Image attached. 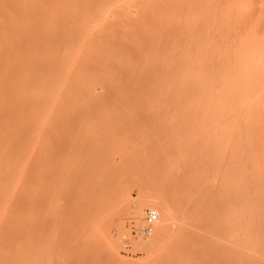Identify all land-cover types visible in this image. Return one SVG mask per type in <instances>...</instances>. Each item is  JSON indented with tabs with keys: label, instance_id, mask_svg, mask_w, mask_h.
Masks as SVG:
<instances>
[{
	"label": "bare ground",
	"instance_id": "6f19581e",
	"mask_svg": "<svg viewBox=\"0 0 264 264\" xmlns=\"http://www.w3.org/2000/svg\"><path fill=\"white\" fill-rule=\"evenodd\" d=\"M97 103L163 118L120 133L57 123ZM148 131L160 148L133 142ZM112 136L134 143L119 177L140 192L130 224L158 253L145 263L108 260L105 210L80 214L92 147ZM0 264H264V0H0Z\"/></svg>",
	"mask_w": 264,
	"mask_h": 264
},
{
	"label": "rangeland",
	"instance_id": "374dc122",
	"mask_svg": "<svg viewBox=\"0 0 264 264\" xmlns=\"http://www.w3.org/2000/svg\"><path fill=\"white\" fill-rule=\"evenodd\" d=\"M91 107V108H90ZM138 108V109H143V110H148V109H150L152 106H150V105H147V104H144V105H124V104H116V105H106V104H92V106H88V108H90V109H93L94 110V113H95V111H98V112H96L95 114V116H96V118H97V120H96V118H94V119H92V117H90V116H93L94 117V113H80V115H77V114H74V116H71V115H73V114H70L69 115V117L67 116V115H62L63 117H65V118H62V116H61V118L60 117H58V122L57 123H59V126H61V127H63V129H66L67 131L69 130V131H75V130H77L79 127H81L82 125L83 126H92V127H94V128H100V130H101V126L103 127V126H106V125H108V130H109V128L111 129V130H113L114 128H115V130L116 131H121V128H123V131H128V129L129 130H132V129H134V127H137V126H139L141 123H143V122H145V121H152V120H155V119H161V118H163V117H157V118H155V117H153V116H151L150 114H129L128 112L127 113H108V114H106L107 113V111H105L104 112V110L107 108H111V109H113V110H115V109H119V110H124L125 108L126 109H128V108ZM96 108V109H95ZM102 109H103V112H102ZM99 110H101L100 112H99ZM102 112V113H101ZM103 114V115H98V114ZM81 114H83L82 116H81ZM89 114H91L90 116H88L87 117V115H89ZM80 116V117H79ZM85 116V117H84ZM82 117V118H81ZM87 117V118H86ZM90 117V118H89ZM86 119V120H85ZM83 120V121H82ZM85 121H88V124H85L84 122ZM96 122H98L99 124H97ZM80 123H82V124H80ZM87 123V122H86ZM91 123H94L93 125L91 124ZM85 124V125H84ZM97 125H99L98 127H96ZM101 125V126H100ZM109 125H113V126H111V127H109ZM132 125V126H131ZM65 126V127H64ZM128 127V128H127ZM130 127V128H129ZM91 128V127H90ZM93 128V129H94ZM105 128H107V126L105 127ZM119 128V129H118ZM124 128L126 129V130H124ZM132 128V129H131ZM104 128H102V130H103ZM118 129V130H117ZM104 130H106V129H104ZM120 131L119 132H117V133H120ZM149 132V131H148ZM72 134V133H71ZM150 134V135H149ZM149 134H147L146 136H144V137H141L140 139L139 138H137V139H135V141H134V139H133V142L134 143H137L138 142V144H139V142H140V145L141 144H143V146L142 147H146V149L145 150H150V149H155V147L156 148H160V146L162 145L161 143H162V140L159 138V136H158V134L157 133H151V132H149ZM74 136V137H73ZM115 137H116V135H114ZM114 136H112V139L111 138H107V140L106 139H104V137H102L103 139H104V141L106 142H101V140H102V138H101V140H100V144H99V146L98 147H95V146H91L92 147V149L93 150H95V149H97L96 151L98 152V151H100V152H98L99 154H101V155H103L99 160H98V162H94L95 164L97 163V164H99L98 166H101V170H97V171H99V172H97V173H99L98 174V177H97V179L95 178V176L94 175H96L97 173L96 172H94L93 170L90 172V171H88V173H87V175L89 176V175H91V176H89L88 178L90 179V177H91V179L93 180V178L95 179V181H92L91 179V181L92 182H89L90 180L89 179H87V175L86 176H84V179L86 178V180L84 181V180H82V182L84 183V184H86V186L85 185H83V183H82V188H81V190H85L83 187H86L87 189H90V190H92L91 192H90V190H88L87 191V189H86V191L84 192V194L86 195L85 196V198L84 199H86V198H91L92 196H93V194H96V195H94V196H96L95 198H93L94 200L96 199V203H97V201H99V200H101V196H103V195H105L104 197H103V201H104V199H108V197H110V203L109 204H107V202H108V200L107 201H104L103 203L101 202V204L98 202V204L95 206L94 204H96L95 202H94V200H88L87 201V199L85 200L86 202H83V204H82V202H81V204H80V208H83V209H85L84 207V204L86 205V203H87V207L90 205V210H89V208H87V209H85V210H87V211H84L83 209H79V211H81V210H83L82 212H80V214H82V216L83 215H86V216H89V215H94L93 213V211L92 210H94V208H99V210H97V209H95L94 211H95V214L97 213V212H102L101 210H103L104 212H102V214H101V217H102V225L104 226V228H105V230L110 234V237H111V239L109 240V245H110V247L113 249H116L115 250V252H114V255H113V257H109L108 258V260L109 259H111V260H113V261H116V262H121V261H123V262H130V263H145V262H147V261H150V260H152L153 258H155L156 257V255L158 254V253H156V254H154L155 256L153 257V255L151 256V257H148V254H147V251H146V249H145V247H144V245L146 244V243H148L147 241H143V238L146 236V237H148V235L147 234H139V230L137 229V228H135V225L134 224H130V222H131V220H130V206L133 204V203H135V202H137L139 199H140V192H139V189H137L138 188V186H137V188H136V185H133L135 188H133V186L132 185H129V183H126V181H125V179L126 178H121V177H119V175H120V172H121V167H123V162H122V160L119 158V156H120V154H119V150L121 149V147H122V139H119L120 140V142L119 141H117L118 140V138H114ZM148 136V137H147ZM151 137V138H150ZM157 137V138H156ZM79 138V139H78ZM63 139V138H62ZM61 139V143H62V145H63V147H65L66 145L67 146H72L73 148H76L77 147V149H80V148H83V149H85V150H88V149H91L90 148V144H89V141H91V139L89 138V137H81V140H80V137L78 136V135H71V136H68L67 137V135H66V138L64 137V139L62 140ZM70 139V140H69ZM77 139H78V141H77ZM85 139V140H84ZM90 139V140H89ZM108 139H110L109 141L110 142H113L114 143V145H110V142H109V144L107 143V141H108ZM115 139H116V142L118 143V145H116V147H115V144H116V142H115ZM153 139V140H152ZM65 140H67V142L65 141ZM85 141V142H83V141ZM89 140V141H88ZM137 140V141H136ZM66 142V144L64 143V142ZM70 141V142H69ZM73 141V142H72ZM79 141H80V143H79ZM88 141V142H87ZM77 142V143H76ZM132 141H130L129 143H131ZM131 143V144H129V145H124V146H128V149H126V150H129V151H133V149H132V147H133V144L134 143ZM153 142V143H152ZM65 145H64V144ZM72 143V144H71ZM74 143H75V145H74ZM82 144V145H81ZM83 144H84V146H83ZM102 144V145H101ZM107 146H106V145ZM120 144V145H119ZM151 144V145H150ZM75 147H74V146ZM105 145V146H104ZM137 145V144H136ZM157 145V146H156ZM158 145H159V147H158ZM82 146V147H81ZM101 146V147H100ZM109 146V150H113V149H116L114 152H115V154H114V156H115V158L113 157L112 159H113V161H112V159H111V161L110 160H108V152L107 151H109L108 150V148H106V147H108ZM115 147V148H112V147ZM120 146V147H119ZM123 146V147H124ZM148 146H150V148H148ZM154 146V147H153ZM87 147H89L88 149H87ZM95 147V148H94ZM122 147V148H123ZM153 147V148H152ZM105 148V149H104ZM103 149V150H102ZM167 149H169V148H167ZM106 151V152H105ZM102 152H103V154H102ZM105 152V153H104ZM119 155V156H118ZM117 157V158H116ZM103 158V159H102ZM107 158V159H106ZM115 160V161H114ZM120 160V161H119ZM93 159H91V161H90V159L86 162V163H88L89 162V164H88V166L89 167H91V164H93ZM52 161H50V163H51ZM108 162V163H107ZM114 162V163H113ZM115 162H117V163H115ZM118 162H120V164L118 163ZM49 163V164H50ZM94 164V165H95ZM96 164V165H97ZM102 164V165H101ZM105 164L107 165L106 167H105ZM109 164V165H108ZM116 164V165H115ZM122 164V165H121ZM113 166V167H112ZM119 166H120V168H119ZM104 167V168H103ZM116 167H118L117 169L118 170H115L114 168H116ZM106 168V169H105ZM112 168L114 169V170H112ZM103 169V170H102ZM108 169H110V171H108ZM107 170V172H108V174H107V172H105ZM104 171V172H103ZM117 171V172H116ZM93 173H95V174H93ZM102 173H104V175L102 174ZM106 173V174H105ZM114 173V174H113ZM117 173V174H116ZM93 174V175H92ZM99 175H100V177H99ZM105 175H106V177H105ZM110 175V176H109ZM122 175V174H121ZM97 176V175H96ZM103 176H104V178H103ZM108 177H110L111 178V180L108 178ZM117 177V178H116ZM100 179V182H102L105 178V181H103L102 183H104V184H102V183H100L99 184V179ZM122 180H121V179ZM119 179V180H118ZM102 180V181H101ZM108 180V181H107ZM120 180H121V182H123L124 184H126V185H129L130 187H131V189H130V187L128 186V190H130L131 192H130V197L128 196L126 199L124 198V197H122L121 196V194H120V188H118L119 187V185H122V184H120ZM87 181H88V183H87ZM96 181H97V183H96ZM107 181V182H106ZM117 181V182H116ZM94 182V184H91V186H89L90 185V183H93ZM127 182H129V181H127ZM111 183H113V184H111ZM89 184V185H88ZM106 184V185H105ZM98 185V186H97ZM102 185H104V186H102ZM89 186V187H88ZM99 186H100V190L99 191H94L95 189L96 190H98L99 189ZM95 187H98V188H95ZM104 187V188H103ZM95 188V189H94ZM101 189H103L102 191H101ZM107 190V191H106ZM138 190V191H137ZM104 191V192H103ZM88 192V193H87ZM93 192H95V193H93ZM99 192H101V194H102V192L104 193L103 195H101ZM129 192V191H128ZM139 192V193H138ZM89 194V196H91V197H87V194ZM99 193V194H98ZM107 193H108V195H107ZM98 194V195H97ZM107 196V197H106ZM132 196V197H131ZM99 198V199H98ZM129 198V199H128ZM139 198V199H138ZM84 199H82V201H84ZM92 199V198H91ZM128 199V200H127ZM138 199V200H137ZM102 201V200H101ZM89 202H91L90 204H88ZM104 203H106V204H104ZM99 204H100V206L101 205H104V206H101V207H103V208H101L100 206H99ZM83 205V206H82ZM93 205V206H92ZM105 205H107V206H105ZM109 205V206H108ZM97 206H99V207H97ZM106 209H105V208ZM101 209V210H100ZM89 210V211H88ZM90 211H91V214H90ZM145 211H146V214L144 215L145 217H144V219L145 220H147L146 218H147V216H148V212L150 211V209H148V208H146L145 209ZM93 212V213H92ZM86 213H88V214H86ZM159 220V216H158V219H157V221ZM156 221V222H157ZM155 222V223H156ZM143 224V223H142ZM146 224H147V221H146ZM134 225V226H133ZM145 225V221H144V224H143V226ZM137 227V226H136ZM133 228H134V230H133ZM155 229H156V227H155ZM129 231V234H128V232L127 231ZM133 231H134V233H133ZM137 231H139L138 232V236H137ZM155 231V230H154ZM154 231H153V233H154ZM125 232V233H124ZM126 232H127V234H126ZM136 233V234H135ZM152 234V233H151ZM150 234V235H151ZM122 235H124V236H122ZM130 235V236H129ZM140 235V236H139ZM139 237H140V239H139ZM150 237H152V236H150ZM111 241H115V242H111ZM117 241V242H116ZM140 241V242H139ZM119 242V243H118ZM143 242V243H142ZM117 246V247H116ZM118 246H119V248H118ZM113 249V250H114ZM119 249V250H118ZM116 254H118L119 255V257L121 258H116ZM117 255V256H118ZM116 258V259H115ZM118 260V261H117Z\"/></svg>",
	"mask_w": 264,
	"mask_h": 264
},
{
	"label": "built area",
	"instance_id": "2783aa9c",
	"mask_svg": "<svg viewBox=\"0 0 264 264\" xmlns=\"http://www.w3.org/2000/svg\"><path fill=\"white\" fill-rule=\"evenodd\" d=\"M146 219L148 222V226H150L156 221L157 215L153 214L152 212H149ZM148 231H150V230H146V232H148Z\"/></svg>",
	"mask_w": 264,
	"mask_h": 264
}]
</instances>
